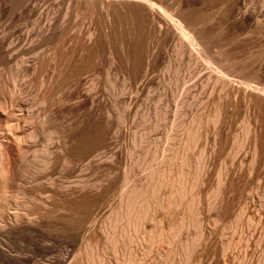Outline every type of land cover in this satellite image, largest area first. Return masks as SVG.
I'll list each match as a JSON object with an SVG mask.
<instances>
[{
    "label": "rangeland",
    "instance_id": "1",
    "mask_svg": "<svg viewBox=\"0 0 264 264\" xmlns=\"http://www.w3.org/2000/svg\"><path fill=\"white\" fill-rule=\"evenodd\" d=\"M1 193L0 264H264V0H0Z\"/></svg>",
    "mask_w": 264,
    "mask_h": 264
},
{
    "label": "bare ground",
    "instance_id": "2",
    "mask_svg": "<svg viewBox=\"0 0 264 264\" xmlns=\"http://www.w3.org/2000/svg\"><path fill=\"white\" fill-rule=\"evenodd\" d=\"M139 1H144V0H139ZM149 1V0H148ZM150 3V2H149ZM151 6H154V5H156V4H154V3H152L151 2V4H150ZM157 6V5H156ZM157 8H159L158 10H159V12L160 13H162V15L166 18V19H168L169 21H170V23L171 24H173V26H174V28H176V32H177V34H178V36L181 38V39H183L184 41H186L187 43H189L191 46H193V47H198V43H197V41L195 40V38H194V36L190 33V31H188L187 29H186V27H184V25L182 24V22H180V20L179 19H177L176 17H173V16H171V15H169V14H167V12H165L161 7H159V5L157 6ZM202 57V56H201ZM203 58V57H202ZM203 60H204V62H205V64L207 65V67H209L210 69H211V71L212 72H214L215 74H217L219 77H223V78H226V79H228V80H232V81H237V82H239V83H243L244 85H247V86H250V87H256V85L254 84V83H252V82H249V81H246V80H239V79H237V78H235V77H233V76H230L229 74H227L226 72H224L221 68H219V66H217V65H215V64H213L210 60H208V59H206V58H203ZM18 106V105H17ZM22 110V109H21ZM20 111V110H19ZM20 117V116H19ZM10 125V124H9ZM18 125V124H17ZM10 127V126H9ZM13 129V128H12ZM169 130V129H168ZM166 131V135H165V142L163 143V144H161L162 146H161V154H162V158L160 157V162H164L165 163V159L164 158H166V152L168 151V149H169V147H170V143H169V141H168V139L170 138V130L169 131ZM89 131V130H88ZM88 131L85 129V132L83 131V133H81L82 134V138H83V140H84V142H85V144H87L88 145V143H89V140H88V137H87V133H88ZM15 132V131H14ZM13 132V133H14ZM10 133V132H9ZM80 134V135H81ZM12 135V134H11ZM10 135V136H11ZM15 136V135H14ZM11 138H12V136H11ZM17 138V137H16ZM170 140V139H169ZM160 143V142H159ZM86 145V146H87ZM140 146H142V139H140V141L139 142H137V143H134V148L135 149H137V148H139ZM137 147V148H136ZM157 147V146H156ZM171 148V147H170ZM72 151H74V150H78V148L77 147H72V149H71ZM155 150H157V149H155ZM159 151V150H158ZM156 152V151H155ZM155 154H157V153H155ZM161 154H159V155H161ZM167 159V158H166ZM170 159V158H169ZM163 160H165V161H163ZM168 160V159H167ZM159 162V165L161 164ZM176 162H178V164H177V166H179V168H181V166H182V162L181 161H176ZM178 168V169H179ZM159 170V169H158ZM161 170V169H160ZM162 171V170H161ZM180 171H181V169H180ZM159 174H158V179H157V181L150 187V196H151V198L155 195V193L157 194L159 191H160V188L162 187V185L164 184V173H163V171L162 172H158ZM179 177H180V175H179ZM126 179H124V181H123V186H125V183H126V181H125ZM149 196V197H150ZM155 197H156V195H155ZM16 198V197H15ZM157 198H158V196H157ZM156 198V199H157ZM126 199H127V208L126 209H128V201H129V195H128V193L126 194ZM17 200V199H16ZM15 200V201H16ZM22 200V199H21ZM153 200H154V198H153ZM19 201V200H18ZM17 201V202H18ZM152 201V200H151ZM6 202H7V196H6V194H4V193H1L0 194V213L2 212V210L5 208V206H6ZM19 203V202H18ZM155 203V202H154ZM140 206H143L142 204L140 205ZM129 209H130V207H129ZM128 209V210H129ZM143 209V208H142ZM141 209V210H142ZM139 211V210H138ZM130 212V211H129ZM129 212H127V214L129 213ZM141 212V211H140ZM140 212H137V213H140ZM136 213V214H137ZM143 215H145V213H146V211H145V213H143V211L141 212ZM125 215V214H124ZM140 216V214H138L137 215V217L139 218V217H144V216ZM137 218V219H138ZM143 220H144V218H142ZM135 220V219H134ZM140 220V219H139ZM136 221V220H135ZM134 221V222H135ZM138 221V220H137ZM141 221V220H140ZM134 222H132L130 225H133V223ZM136 223V222H135ZM138 223V222H137ZM128 225V224H127ZM140 225V224H139ZM111 226H113L112 228H114V225H111ZM111 226H109L108 227V229L109 228H111ZM129 226V225H128ZM126 227L127 228V230H129L128 232H130L132 229L134 230V232H135V230H136V227L135 226H137V225H134V227H132L131 226V229H130V226L129 227ZM140 228V227H139ZM139 228H138V230L137 231H140L141 232V230H139ZM132 230V231H133ZM108 231H111V230H108ZM114 231V230H113ZM131 231V232H132ZM136 231V232H137ZM150 231V230H149ZM149 231H147L148 233H151V232H149ZM130 232V233H131ZM144 232V231H143ZM146 232V233H147ZM112 233V232H111ZM139 233V232H138ZM142 233V232H141ZM145 233V232H144ZM153 233V232H152ZM161 233H163V232H161ZM109 234V233H108ZM107 234V235H108ZM125 234H126V232H125ZM129 234V233H128ZM128 234H126L127 236H129ZM134 234V233H133ZM132 235V234H131ZM140 235V234H139ZM142 235V234H141ZM144 235V234H143ZM146 235H148V234H146ZM150 235L152 236V234H149L148 236L150 237ZM108 236H110V235H108ZM124 236V235H123ZM126 236V239H128V237ZM135 236H137V233H136V235ZM147 236V237H148ZM131 237V236H130ZM138 237H140V236H138ZM160 237V236H159ZM163 237V236H162ZM153 238V237H152ZM164 238V237H163ZM132 239H133V236H132V238H131V240L130 241H132ZM137 239V238H136ZM149 239V238H148ZM125 240V239H124ZM123 240V241H124ZM137 240H139V239H137ZM140 240H142V239H140ZM126 241V240H125ZM124 241V242H125ZM129 241V242H130ZM142 241H144V239L142 240ZM148 241V240H147ZM128 242V243H129ZM134 242V241H133ZM140 242V241H139ZM149 242H150V240H149ZM144 243V242H143ZM148 243V242H147ZM127 244V243H126ZM131 244V243H130ZM138 244V243H137ZM131 246V245H130ZM144 247V246H143ZM131 248V247H130ZM127 253H128V250L126 251ZM130 253H131V251H130ZM132 254V253H131ZM123 255V254H122ZM128 255V254H127ZM130 255V254H129ZM133 256V255H132ZM127 257H129V256H127ZM122 258V257H121ZM129 258H131V256L129 257ZM136 258V257H135ZM137 260V259H136ZM116 261V260H115ZM119 261V260H118ZM130 260L128 259V261H127V263H125V264H128V262H129ZM132 261V260H131ZM130 261V262H131ZM117 262V261H116ZM122 262V261H121ZM138 263V262H137ZM122 264V263H121ZM124 264V263H123ZM130 264V263H129ZM133 264V263H132Z\"/></svg>",
    "mask_w": 264,
    "mask_h": 264
}]
</instances>
